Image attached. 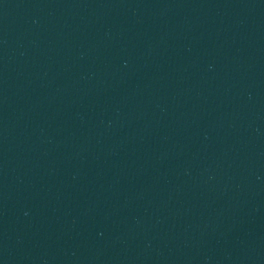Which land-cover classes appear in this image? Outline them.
Masks as SVG:
<instances>
[{"label":"water","instance_id":"obj_1","mask_svg":"<svg viewBox=\"0 0 264 264\" xmlns=\"http://www.w3.org/2000/svg\"><path fill=\"white\" fill-rule=\"evenodd\" d=\"M261 234L264 0H0V264Z\"/></svg>","mask_w":264,"mask_h":264}]
</instances>
